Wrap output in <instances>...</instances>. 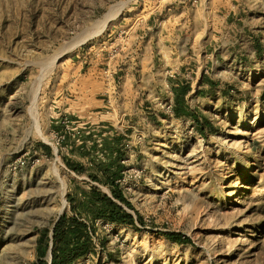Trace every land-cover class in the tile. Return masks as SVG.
Wrapping results in <instances>:
<instances>
[{"label":"rangeland","instance_id":"1","mask_svg":"<svg viewBox=\"0 0 264 264\" xmlns=\"http://www.w3.org/2000/svg\"><path fill=\"white\" fill-rule=\"evenodd\" d=\"M123 6L170 48L154 49L143 112L90 134L53 124L57 67ZM180 84L191 115L176 117ZM114 157L142 223L97 219L92 252L72 264H264V0H0V264L35 263L69 194L89 184L110 194L68 164Z\"/></svg>","mask_w":264,"mask_h":264},{"label":"crops","instance_id":"2","mask_svg":"<svg viewBox=\"0 0 264 264\" xmlns=\"http://www.w3.org/2000/svg\"><path fill=\"white\" fill-rule=\"evenodd\" d=\"M124 6L119 17H114L118 9L106 14L104 33L97 43L92 41L79 47L68 57L66 67H57V79L51 85V110L57 119L53 124L76 123L75 128L81 126L85 134H90L92 127L115 128L121 120L143 112L147 99L141 96V88L153 89L148 76L155 69L154 49L158 48L163 55L169 54L170 48L164 37L149 34L147 22L145 27L140 26L142 21L128 16ZM96 44L99 50L103 46L104 51L93 59L89 55L94 54ZM200 84L198 81L195 93ZM189 87L185 104L191 92Z\"/></svg>","mask_w":264,"mask_h":264},{"label":"trees","instance_id":"3","mask_svg":"<svg viewBox=\"0 0 264 264\" xmlns=\"http://www.w3.org/2000/svg\"><path fill=\"white\" fill-rule=\"evenodd\" d=\"M189 89L187 84H180L173 88L172 112L174 116L191 115V111L185 104V95ZM43 147L49 152L48 146L43 145ZM116 157L108 164L94 163V170H88L82 164H68V168L73 172L79 175L85 174L91 182L107 186L110 194L104 193L99 186L90 184L87 190L81 189L80 197L75 192L69 194L67 196L68 212H63L55 220L51 229L40 231L36 242L37 257L34 264H48L44 257L49 249L50 264H72L92 252L94 224L97 219L132 226L136 222L142 223L141 217L136 216L135 218L127 210H133V207L119 188L118 180L123 165ZM166 236L176 243L189 240L176 233H167Z\"/></svg>","mask_w":264,"mask_h":264},{"label":"bare ground","instance_id":"4","mask_svg":"<svg viewBox=\"0 0 264 264\" xmlns=\"http://www.w3.org/2000/svg\"><path fill=\"white\" fill-rule=\"evenodd\" d=\"M111 16H113V15H111ZM110 17V16H109ZM106 18H107V15H106ZM109 19V18H108ZM105 20L106 19H104V22H105ZM102 25V24H101ZM89 37V36H88ZM86 38V35L85 36H82V37H80V38H78L74 43H73V45H76V44H78V43H80V42H82V41H84V39ZM36 117V116H35ZM38 121V120H37ZM37 132L40 134V132L37 130ZM52 172H53V174H54V176L55 177H57L58 178V173H57V169H56V167L55 166H53L52 167ZM63 188V187H62ZM63 191V190H62Z\"/></svg>","mask_w":264,"mask_h":264},{"label":"water","instance_id":"5","mask_svg":"<svg viewBox=\"0 0 264 264\" xmlns=\"http://www.w3.org/2000/svg\"><path fill=\"white\" fill-rule=\"evenodd\" d=\"M58 218V217H57ZM48 255H49V263L48 264H50V259H51V254H50V249L48 250V253H47Z\"/></svg>","mask_w":264,"mask_h":264},{"label":"built area","instance_id":"6","mask_svg":"<svg viewBox=\"0 0 264 264\" xmlns=\"http://www.w3.org/2000/svg\"><path fill=\"white\" fill-rule=\"evenodd\" d=\"M36 162V161H35Z\"/></svg>","mask_w":264,"mask_h":264}]
</instances>
